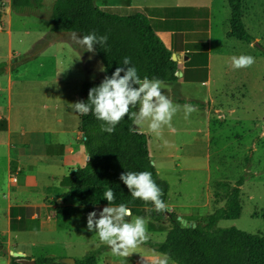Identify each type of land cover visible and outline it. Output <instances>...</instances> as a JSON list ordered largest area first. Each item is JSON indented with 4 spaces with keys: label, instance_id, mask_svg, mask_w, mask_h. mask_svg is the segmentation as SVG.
Masks as SVG:
<instances>
[{
    "label": "rangeland",
    "instance_id": "374dc122",
    "mask_svg": "<svg viewBox=\"0 0 264 264\" xmlns=\"http://www.w3.org/2000/svg\"><path fill=\"white\" fill-rule=\"evenodd\" d=\"M177 1L179 0H96V5L103 10L114 11L111 8H125L138 3L170 4ZM244 3V23L256 43L264 48V0H245ZM53 4L54 0H44L42 7L33 4L15 9L11 2L12 25L9 26L6 16L3 19L4 31H0V77L5 75L4 69L8 63L6 57L12 40L14 51L21 54L17 58L19 61L12 64L14 74L45 77L60 69L62 73L71 74V82L68 85L70 93L65 97L73 104L81 101L79 97L85 82L103 78L104 66L97 52H88L76 42L74 34H46L44 39H52V36L60 39L64 36L74 49H59L66 45L58 40V45L52 49L56 59L48 57L49 53H44L48 46L43 40L38 42V50L33 58L26 54L32 41L39 39L45 31L48 32L52 28ZM230 16L226 0H214L212 12L202 17L203 21H200L199 25L182 26L175 20L178 17H174L173 13L162 14V17L168 19L165 23L166 29L188 28L190 35L195 38L202 39L207 35L209 24V69L212 80L207 79V50L199 55L193 49L191 53L187 52L186 56L191 55L192 58L182 65L186 81L165 83V91L174 103L183 105L179 102L183 99L196 105L198 110L187 120L184 119L183 111L177 113L172 121V128L164 130V140L167 144L164 140H157L146 127L140 132L148 137L150 155L159 176L169 184L165 203L168 209H172L169 212L178 214L186 221L201 220L225 206L226 197L222 190L219 191L220 183H230L234 186L240 178H244L241 217L235 221H221L218 228L236 227L246 233L264 235V55L263 51L254 45L227 38ZM180 37L177 35V41ZM200 44L203 47L209 46L205 40H201ZM241 54L255 57V63L249 68L233 70L231 57ZM179 77L181 79L182 76ZM5 103L6 94L0 93V106ZM216 109H220L221 113L218 114ZM0 125L3 127L4 123L0 122ZM4 153V149L0 148V181L6 173ZM7 199V190L0 189V233L4 231L7 221L2 211ZM166 220L169 218L166 217ZM39 246L35 253L44 255V247ZM3 247L6 248L5 245ZM20 249L28 248L20 246L18 250L13 247L17 253ZM10 256L13 254L6 256L0 250V264H8ZM114 262L134 264L136 261L129 257H114L112 264Z\"/></svg>",
    "mask_w": 264,
    "mask_h": 264
},
{
    "label": "crops",
    "instance_id": "0c3cea01",
    "mask_svg": "<svg viewBox=\"0 0 264 264\" xmlns=\"http://www.w3.org/2000/svg\"><path fill=\"white\" fill-rule=\"evenodd\" d=\"M1 2L5 3V6L2 7L3 15L0 18L4 19L8 16L10 26L12 0H0ZM213 4L214 0H179L160 5L138 3L125 8L113 7L111 10L121 14H128L133 10L148 13L153 27L164 44L173 53L182 56V61L177 62L182 77L180 79L178 76L179 79L173 82L177 83L186 81L182 65L192 58L191 55L186 56V53H191L192 49L197 55L207 50L208 69L210 68L211 29L208 24V34L202 39L195 38L190 35L188 28L166 29L165 23L168 19L162 17V14L173 13L174 17H178L175 20L182 26L199 25L200 21H203L202 17L212 12ZM4 26L0 27V31H4ZM51 29L45 31L38 37L39 39L32 41L26 50L30 58L35 56L39 41L42 40L47 43L48 49L44 53H49L48 57L56 59L52 49L58 45L56 43L58 40L66 45L59 49L74 51L71 43L63 38L64 36L60 39L53 36L52 39H44L47 33L54 34ZM8 33L11 34V31L8 30ZM177 35L181 36L179 41L176 39ZM201 40L208 42L209 46L203 47L200 44ZM180 45L183 47L181 48ZM20 55L14 51L10 40L6 57L8 63L4 69L6 79L4 80L5 75L0 77V93L6 94V103L0 106V122L4 123L3 127L0 125V148L4 149L6 162V173L0 181V189L5 188L8 193L7 203L2 209L7 221L4 231L0 233V250L8 256L13 254V247L18 250L20 246L28 249H20L19 256L13 255L18 260L10 256L8 264H28L30 261L36 262L40 257L58 258L57 264H72L66 263L65 259H73L74 264H77V261L96 250L101 253L96 264L101 262L112 264L114 257L135 259L134 264H157L162 254L148 244L162 243L166 240L172 227L169 220L156 222L150 215L145 216L149 221L148 239L129 256H116L107 245L101 243L94 231L87 229L88 213L96 211L98 214L108 205L85 206L74 199L67 201L63 199L69 192V187L64 186L62 181L70 177L75 170L84 168L89 160L80 129L81 114L73 111L71 103L65 97L70 93L68 85L72 75L62 73L61 69L45 77L14 74L12 64L19 61L17 58ZM207 79L212 80L210 69ZM79 98L82 101V95ZM216 112L220 114L221 110L216 109ZM166 209L172 210L167 207ZM64 215L68 217L64 218ZM4 245L6 248L3 247ZM39 245L44 247L42 250L44 255L35 253ZM168 264L174 263L168 259Z\"/></svg>",
    "mask_w": 264,
    "mask_h": 264
},
{
    "label": "trees",
    "instance_id": "16d2710c",
    "mask_svg": "<svg viewBox=\"0 0 264 264\" xmlns=\"http://www.w3.org/2000/svg\"><path fill=\"white\" fill-rule=\"evenodd\" d=\"M230 8V25L227 37L263 51L261 44L249 33L244 23L245 0H226ZM43 0H12L13 8L20 9L36 4L42 7ZM53 33L87 35L96 32L107 36L106 45L95 46V51L104 66V76L94 82H85L81 89L82 101L87 102L89 90L98 86L105 76H111L122 65L125 57L131 58L138 75L143 79L158 78L164 83L179 79L178 63L172 59L170 50L158 36L147 12L133 10L128 14L99 8L96 0H55L52 8ZM123 75V73H122ZM181 103H187L180 100ZM103 121L90 112L81 115L80 129L85 137L89 160L84 168L75 170L62 181L69 187L63 197L74 199L85 206L108 205L104 192L111 188L115 194L113 206L121 203L132 209L133 216L150 215L156 222L169 218L172 225L166 240L148 244L161 254H166L174 264H264V235L246 233L236 227L218 228L221 221H235L241 217L242 187L240 178L233 186L220 183L225 193V206L197 221L196 227H186L179 215L165 209L157 212L154 205L142 200H133L126 185L120 180L127 171H150L153 179L164 190L162 199L166 203L169 184L163 180L152 162L148 137L138 131L131 119L125 117L116 126L114 133L101 131ZM218 191V193H219ZM100 251L88 254L77 264H96ZM14 260L18 258L12 256ZM58 258L40 257L37 264H57ZM17 264V263H14Z\"/></svg>",
    "mask_w": 264,
    "mask_h": 264
},
{
    "label": "clouds",
    "instance_id": "9594fccd",
    "mask_svg": "<svg viewBox=\"0 0 264 264\" xmlns=\"http://www.w3.org/2000/svg\"><path fill=\"white\" fill-rule=\"evenodd\" d=\"M74 38L88 52H95L96 45L102 47L108 40L107 36H98L94 31L82 36L74 34ZM254 63L255 57L251 55L231 57L233 70L249 68ZM122 65L124 67H117L111 76H105L98 86L89 90L87 102L70 104L79 114L87 115L91 112L97 120L103 121L102 132L114 133L119 122L128 117L139 131L146 127L157 140H164V130L172 128V121L178 112L183 111L184 119L187 120L198 110L191 103H174L166 94L167 85L163 80L148 77L141 79L137 68L131 66V58L125 57ZM164 143L167 144V141L164 140ZM120 180L126 185L133 200L150 202L157 212L166 209L167 205L162 199L164 190L153 179L150 171H127L121 173ZM104 198L108 206L98 214L96 211L88 213L87 229L94 231L113 255L129 256L131 250L148 239L149 221L145 217H133L132 209L127 204L113 206L115 194L111 188L104 192ZM157 264H168L167 255L162 254Z\"/></svg>",
    "mask_w": 264,
    "mask_h": 264
},
{
    "label": "water",
    "instance_id": "95a60500",
    "mask_svg": "<svg viewBox=\"0 0 264 264\" xmlns=\"http://www.w3.org/2000/svg\"><path fill=\"white\" fill-rule=\"evenodd\" d=\"M172 59H173L174 62H181L182 61V56L178 55L177 53H173ZM186 59H188V58H186ZM176 75L177 76H180V75L182 76V73L179 71V66H178V72L176 73ZM82 99H83V97H82ZM178 219L186 227H196V224L195 223H189L188 221L183 220L181 217H178ZM13 255L14 256H19V254L18 253H15V252H13ZM65 262L66 263H72V264H74L75 263V260H73V259H65ZM28 264H36V262L35 261H30V262H28Z\"/></svg>",
    "mask_w": 264,
    "mask_h": 264
},
{
    "label": "built area",
    "instance_id": "2783aa9c",
    "mask_svg": "<svg viewBox=\"0 0 264 264\" xmlns=\"http://www.w3.org/2000/svg\"><path fill=\"white\" fill-rule=\"evenodd\" d=\"M0 6H1V10H0V16H2L3 15V10H2V7H4L5 6V3H3V2H1L0 3ZM2 18H0V27H2L3 25H4V21L2 22ZM86 139H85V137H84V141H85Z\"/></svg>",
    "mask_w": 264,
    "mask_h": 264
}]
</instances>
